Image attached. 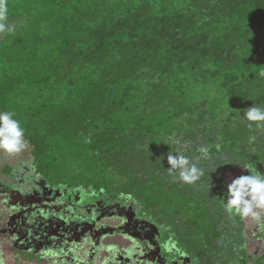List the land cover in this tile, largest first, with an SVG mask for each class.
<instances>
[{"label":"trees","instance_id":"1","mask_svg":"<svg viewBox=\"0 0 264 264\" xmlns=\"http://www.w3.org/2000/svg\"><path fill=\"white\" fill-rule=\"evenodd\" d=\"M9 9L0 111L26 146L0 152V261L264 264V214L223 210L242 164L264 173V127L244 116L264 106V0ZM177 153L198 180L169 171Z\"/></svg>","mask_w":264,"mask_h":264},{"label":"clouds","instance_id":"2","mask_svg":"<svg viewBox=\"0 0 264 264\" xmlns=\"http://www.w3.org/2000/svg\"><path fill=\"white\" fill-rule=\"evenodd\" d=\"M9 0H0V33L14 34L15 25L9 23ZM264 77V72L260 73ZM245 118L257 127H264V106H251ZM251 127V123L249 124ZM25 128L14 111H0V152L13 155L25 148ZM169 171L178 170L181 181L192 183L203 174L189 159L181 154L169 155ZM246 175H240L226 186V199L223 202L225 213L241 219L251 218L261 221L264 214V173L257 171L252 164H242ZM0 264H3L0 261Z\"/></svg>","mask_w":264,"mask_h":264},{"label":"rangeland","instance_id":"3","mask_svg":"<svg viewBox=\"0 0 264 264\" xmlns=\"http://www.w3.org/2000/svg\"><path fill=\"white\" fill-rule=\"evenodd\" d=\"M19 153L23 154L22 152H19ZM21 158H22V155H21ZM26 158H28L27 155H25L24 159H26ZM163 207H168V205H166V204L163 202ZM151 210H154V209H151ZM147 213L149 214L150 212H147ZM200 253H201V255H202V254H204L205 252L200 250Z\"/></svg>","mask_w":264,"mask_h":264}]
</instances>
